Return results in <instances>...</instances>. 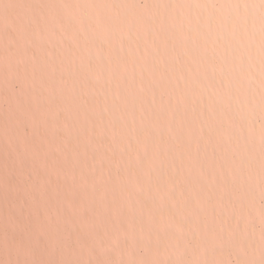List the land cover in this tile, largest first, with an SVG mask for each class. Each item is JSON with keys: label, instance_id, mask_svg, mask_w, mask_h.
<instances>
[{"label": "rangeland", "instance_id": "rangeland-1", "mask_svg": "<svg viewBox=\"0 0 264 264\" xmlns=\"http://www.w3.org/2000/svg\"><path fill=\"white\" fill-rule=\"evenodd\" d=\"M11 1L0 5V51H12L0 55V264H264V0ZM244 8L259 17L239 16L247 35L229 25ZM210 15L223 21L212 33Z\"/></svg>", "mask_w": 264, "mask_h": 264}, {"label": "bare ground", "instance_id": "bare-ground-1", "mask_svg": "<svg viewBox=\"0 0 264 264\" xmlns=\"http://www.w3.org/2000/svg\"><path fill=\"white\" fill-rule=\"evenodd\" d=\"M27 1H28V0H27ZM141 1H142V0H141ZM144 1H145V0H144ZM151 1H152V0H151ZM153 1H154V0H153ZM188 1H189V0H188ZM188 1H187V2H188ZM196 1H197V0H196ZM198 1H199V0H198ZM233 1H234V3L236 2V3L239 4V5H245L246 3H248V5H249V9H252V6H251L252 3H251L250 0H233ZM139 2H140V1H139ZM205 2H206V0H205ZM165 3H166V2H165ZM206 3H207V2H206ZM12 4H13V2H12L11 0H0V5H2L3 8H4L5 6H7V7H11ZM21 5H22V3H21ZM143 5H144V4H143ZM166 5H167V3H166ZM166 5H165V6H166ZM172 5H173V4H172ZM200 5H201V4H200ZM204 5H206V4H204ZM214 5H215V4H214ZM182 6H183V5H182ZM40 7H41V6H40ZM150 7H151V5H150ZM167 7H168V6H167ZM194 7L196 8V6H194ZM208 7H210V6H208ZM215 7H217V5H216ZM215 7H213V8H215ZM217 8H218V7H217ZM222 8H223V7H222ZM210 9H211V8H210ZM223 9H225V8H223ZM226 9H227V8H226ZM226 9H225V10H226ZM259 9H260V8H258V13H259L260 11H263L262 15H264V7H263V9H261V10H259ZM119 10H120V9H119ZM162 10H163V9H162ZM183 10H184V9H183ZM1 11H2V10H1ZM175 11H176V10H175ZM207 11H208V10H207ZM211 11H212V10H211ZM3 12H4V9H3ZM9 12H10V10H9ZM139 12H140V11H139ZM148 12H150V11H148ZM156 12H158V11H156ZM163 12H164V11H163ZM239 12L242 13V14H240ZM168 13H169V11H168ZM178 13H179V12H178ZM186 13H187V12H186ZM206 13H207V12H206ZM208 13L211 14V12H208ZM215 13H218V12H214V14H215ZM222 13H223V12H222ZM226 13H227V12H226ZM236 13H239V14H240V15H237V16H238V17H237L238 19L240 18L239 16H241V17L243 16L245 19H250V20L253 21V22H254V21H258V22H259V17H258L257 11H256V12H252V14L250 15V14H249V11H245V8H244V9H243V12H242V10H241V11H240V10H239V11L236 10ZM158 14H159V13H158ZM198 14H199V13H198ZM219 14H220V13H218V15H219ZM227 14H228V13H227ZM53 15H54V14H53ZM138 15H139V14H138ZM149 15H150V14H149ZM169 15H170V14H169ZM174 15H177V14H174ZM199 15H200V14H199ZM207 15H209V14H207ZM170 16H172V15H170ZM170 16H169V17H170ZM193 16H194V15H192V17H191L192 19L195 18V16H194V17H193ZM222 16H223V15H222ZM225 16H226V15H225ZM235 16H236V15H235ZM235 16H234V17H235ZM143 17H144V16H143ZM205 17H206V16H205ZM215 17H216V16H215ZM170 18H171V17H170ZM216 18H217V17H216ZM223 18H224V16L222 17V19H223ZM132 19H133V18H132ZM142 19H143V18H142ZM155 19H157V18H155ZM179 19H180V17H179ZM245 19H244V20H245ZM171 20H172V18H171ZM194 20H195V19H194ZM225 20H227L226 17H225ZM239 20H241V19H239ZM244 20L237 21L236 18H233V21H232L230 24H229V23H228V24H229V25H232V26H235V27H238L239 30H244L245 35H247V34H248V29H247L248 24H247V21H244ZM70 21H71V20H70ZM156 21H157V20H156ZM172 21H173V20H172ZM191 21H193V20H191ZM196 21H197V20H196ZM199 21H201V20H199ZM227 21L229 22V19H228ZM242 21H243V22H242ZM1 22H4V24L6 25V22H8V17H7L5 20H2V21L0 20V26H3V24H1ZM173 22H174V21H173ZM193 22H194V21H193ZM197 22H198V21H197ZM218 22H219V23H218ZM224 22H225V21H224ZM146 23H147V22H146ZM204 23H205V25L207 26V29L210 31L211 29L217 28L220 24H223V21H222L220 18H219V20H218V18H217V20H214V17L212 18V15H210V17H208V19H207V17L205 18V22H204ZM135 24H136V23H135ZM160 24H161V23H160ZM181 24H182V23H181ZM197 24H198V23H197ZM197 24H195V25H197ZM193 25H194V24H193ZM203 25H204V24H203ZM226 25H227V24H226ZM257 25H258V23H257ZM147 26H149V25H147ZM222 26H223V25H222ZM161 27H162V26H161ZM182 27H183V26H182ZM195 27H197V26H194L193 29H194ZM198 27H199V26H198ZM200 27H201V26H200ZM226 27H227V26H226ZM226 27H224V29H225L224 31H222V30H221V31H222V32H225V31H226V33H227L228 30H227ZM205 28H206V27H205ZM232 28H233V27H232ZM165 29H166V28H165ZM180 29H181V28H180ZM156 30H157V29H156ZM185 30H186V29H185ZM202 30H204V29L202 28ZM12 31H13V30H11V32H12ZM58 31H59V30H58ZM194 31H196V28H195ZM197 31H198V30H197ZM215 31H217V30H215ZM186 32H187V31H186ZM210 32H211V31H210ZM1 33H2V31H1ZM6 33L10 35L9 31H7V30H6ZM14 33H15V32H14ZM192 33H193V32H192ZM196 33H197V32H196ZM196 33H195V34H196ZM198 33H200V31H199ZM211 33H212V32H211ZM211 33H210V34H211ZM89 34H91V33H89ZM168 34H169V33H168ZM190 34H191V32H190ZM193 34H194V33H193ZM203 34H204V33H203ZM203 34H201V35H203ZM205 34H206V33H205ZM217 34H218V33H217ZM238 34H239L241 37H243L242 34H241V32L238 31ZM11 35H12V34H11ZM11 35H10V36H11ZM61 35H62V34H61ZM159 35H160V33H159ZM176 35H178V34H176ZM176 35H175V36H176ZM196 35H197V34H196ZM212 35H213V34H212ZM212 35H210V36H212ZM251 35H252V37H253V38H252L253 41L256 40V37L259 39V42H261V41L263 40V38L261 37V36H262L261 34L258 35V33H256V34L252 33ZM12 36H13V35H12ZM15 36H16V34H15ZM178 36H179V35H178ZM178 36H177V37H178ZM192 36H193V35H191V37H192ZM198 36H199V35H198ZM198 36H197V37H198ZM206 36H207V34H206ZM220 36H222V35H220ZM224 36H225V35H224ZM226 36H227V35H226ZM162 37H163V36H162ZM181 37H182V36H181ZM193 37H194V36H193ZM193 37H192V38H193ZM134 38H135V37H134ZM166 38H167V37H166ZM166 38H165V39H166ZM179 38H180V37H179ZM179 38H178V40H179ZM213 38H214V35H213ZM221 38H222V37H220V39H221ZM227 38H228V37H227ZM17 39H18V38H17ZM119 39H120V38H119ZM145 39H146V37H145ZM199 39H202V38H199ZM206 39H207V38H206ZM206 39H204V40H206ZM222 39H223V38H222ZM230 39H232V38H230ZM230 39H229V40H230ZM116 40H117V39H116ZM180 40H181V39H180ZM193 40H194V39H193ZM193 40H192V41H193ZM213 40H214V39H213ZM225 40H226V39H225ZM18 41H19V40H18ZM165 41L168 42V40H165ZM197 41H198V39H197ZM210 41H211V40H210ZM223 41H224V40H223ZM232 41H233V39H232ZM62 42H63V41H62ZM136 42H137V41H136ZM206 42H207V41H205V43H206ZM233 42H234V41H233ZM237 42L240 44V43H241L240 39H239ZM71 43H72V42H71ZM113 43H114V42H113ZM172 43H173V42H172ZM199 43H200V42H199ZM207 43H208V42H207ZM224 43H225V42H224ZM238 43L235 42V44H238ZM132 44H133V43H132ZM173 44H174V43H173ZM197 44H198V43H197ZM220 44H223V43H220ZM220 44H218V45H220ZM38 45H39V44H38ZM102 45H103V44H102ZM143 45H144V44H143ZM171 45H172V44H171ZM190 45H191V44H190ZM198 45H199V44H198ZM224 45H225V44H224ZM44 46H45V45H44ZM70 46H71V45H70ZM97 46H98V45H97ZM113 46H115V45H113ZM117 46H118V45H117ZM139 46H140V45H139ZM204 46H205V45H201V48H198V49L202 51V50H203L202 47H204ZM12 47H13V48H16L15 46H12ZM12 47H11V48H12ZM66 47H67V46H66ZM74 47H76V46H74ZM106 47H108V46H106ZM198 47H200V46H198ZM217 47H218V49L220 50L219 46H217ZM234 47H235V46H234ZM72 48H73V47H72ZM102 48H103V47H102ZM114 48H115V47H114ZM180 48H181V47H180ZM191 48H192V46L190 47V49H191ZM193 48H194V47H193ZM204 48H205V47H204ZM221 48H222V47H221ZM236 48H237V47H236ZM31 49L34 51V49H33L32 47H31ZM47 49H48V48H47ZM50 49H51V48H50ZM158 49H159V48H158ZM167 49H169V48H167ZM178 49H179V48H178ZM209 49H210V48H209ZM209 49H207V50H209ZM213 49H214V48H213ZM215 49H216V48H215ZM32 50H31V51H32ZM38 50H39V49H38ZM38 50H37V51H38ZM98 50H99V49H98ZM159 50H161V49H159ZM171 50H172V48H171ZM175 50H176V49H175ZM181 50H183V49H181ZM195 50H196V49H195ZM216 50H217V49H216ZM20 51H21V50H20ZM56 51H57V50H56ZM192 51H193V50H191L190 52H192ZM210 51H212V50H210ZM214 51H215V50H214ZM101 52H102V51H101ZM104 52H106V51H104ZM120 52H121V51H120ZM163 52H164V51H163ZM163 52H162V53H163ZM171 52H173V51H171ZM188 52H189V51H188ZM204 52H205V54H206L207 51H204ZM220 52H222V50H221ZM22 53H23V52H22ZM31 53H32V52H31ZM36 53H38V52H36ZM78 53H79V52H78ZM109 53H110V51H109ZM177 53H178V52H176V54H177ZM193 53H195V55H196V52H193ZM193 53H190V55L193 54ZM201 53H202V52H201ZM212 53H213V52H212ZM222 53H223V52H222ZM222 53H221V54H222ZM41 54H42V53H41ZM51 54H52V53H51ZM0 55H1V56H4V57H9V56H12V51H11V50H6V49H1V51H0ZM122 55H123V54H122ZM160 55H161V54H160ZM171 55H172V53H171ZM203 55H204V54H203ZM203 55H202V57L205 58ZM208 55H209V54H208ZM214 55L216 56V54H214ZM219 55H220V54H219ZM60 56H62V55H60ZM80 56H81V55H80ZM108 56H109V55H108ZM162 56H163V55H162ZM162 56H161V57H162ZM182 56H183V54H182ZM200 56H201V55H200ZM200 56H199V58H200ZM220 56H221V55H220ZM161 57H160V58H161ZM216 57H217L216 59L218 60L219 57H218V56H216ZM224 57H225V56H224ZM162 58H163V57H162ZM172 58H173V57H172ZM182 58H183V57H182ZM185 58H186V55H185ZM203 58H202V59H203ZM209 58H210V57H209ZM163 59H164V58H163ZM186 59H187V58H186ZM195 59L197 60V58H195ZM210 59H211V58H210ZM105 60H106V59H105ZM160 60H161V59H160ZM191 60H192V59H191ZM191 60H189V62H190ZM96 61H97V60H96ZM164 61H165V60H164ZM193 61H194V60H193ZM203 61H204V60H203ZM222 61H223V60H222ZM8 62H9V61H8ZM105 62H106V61H105ZM195 62H196V61H195ZM217 62H218V61H217ZM223 62H224V61H223ZM91 63H92V62H91ZM99 63H100V62H99ZM131 63H132V62H131ZM198 63H200V62H198ZM207 63H208V62H207ZM211 63H213V62H211ZM211 63H208V64L210 65ZM103 64L105 65V63H103ZM106 64H107V63H106ZM184 64H186L185 61H184ZM184 64H183V65H184ZM194 64H195V63H194ZM201 64H202V63H201ZM205 64H206V63H205ZM208 64H206V65H208ZM94 65H95V64H94ZM126 65H127V64H126ZM190 65H192V64L190 63ZM196 65H197V64H196ZM198 65H199V64H198ZM206 65H205V66H206ZM209 65H208V67H210ZM26 66H27V65H26ZM82 66H83V65H82ZM105 66H106V65H105ZM133 66H134V65H133ZM170 66H171V65H170ZM173 66H175V65H173ZM178 66H179V65H178ZM185 66H186V68H187V64H186ZM216 66H217V65H216ZM72 67H73V66H72ZM93 67H94V66H93ZM95 67H96V65H95ZM156 67H158V65L155 66V68H156ZM165 67H166V66H165ZM175 67H177V66H175ZM194 67H195V65H194ZM203 67H204V66H203ZM59 68H61V67H59ZM83 68L85 69V67H83ZM162 68H163V67H162ZM162 68H161V70H162ZM71 69H72V68H71ZM106 69H107V68H106ZM156 69H157V68H156ZM167 69H168V68H167ZM197 69H198V66H197ZM204 69H205V68H204ZM210 69H211V68H210ZM107 70H108V69H107ZM171 70H172V69H171ZM186 70H188V68H187ZM199 70H200V68H199ZM199 70H197L198 73H200ZM110 71H111V70H110ZM151 71H152V70H151ZM151 71H150V73H151ZM156 71H157V70H156ZM158 71H160V69H158ZM166 71H167V70H166ZM168 71H169V70H168ZM191 71H192V70H191ZM207 71H208V70H207ZM210 71H211V70H210ZM21 72H22V71H21ZM183 72H184V71H183ZM186 72H188V71H186ZM78 73H79V72H78ZM158 73H159V72H158ZM163 73H164V71H163ZM165 73H170V71H169V72H165ZM212 73H213V71H212ZM216 73H217V72H216ZM218 73H219V71H218ZM36 74H37V72H36ZM132 74H133V73H132ZM184 74H185V73H184ZM189 74H190V73H189ZM189 74H188V76H190ZM191 74H192V73H191ZM195 74H197V73H195ZM195 74H193V78L195 77V76H194ZM1 75H2V74H1ZM156 75H157V74H156ZM160 75H161V74H160ZM69 76H70V75H69ZM129 76H130V75H129ZM161 76H162V75H161ZM164 76H165V74H164ZM164 76H163L162 78H164ZM173 76H174V75H173ZM184 76H185V75H184ZM14 77H15V76H14ZM37 77H38V76H37ZM60 77H61V75H60ZM100 77H101V76H100ZM146 77H148V76H146ZM168 77L171 78L169 75H168ZM25 78H26V77H25ZM66 78H67V77H66ZM115 78H116V77H115ZM188 78H189V77H188ZM190 78H191V77H190ZM60 79H61V78H60ZM64 79H65V78H64ZM137 79H138V77H137ZM148 79H149V81H150V78H149V77H148ZM154 79H155V78H154ZM158 79H159V78H158ZM164 79H165V78H164ZM175 79H176V78H175ZM14 80H15V79H14ZM131 80H133V79H131ZM177 80H178V79H177ZM182 80H183V79H182ZM191 80H192V79H191ZM152 81H153V80H152ZM164 81H165V83H166V80H164ZM171 81H174V80L171 79ZM171 81H170V82H171ZM178 81H179V80H178ZM194 81H196V79H195ZM16 82H17V81H15V84H16ZM125 82H127V81L125 80ZM136 82H137V81H136ZM157 82H158V81H157ZM162 82H163V81H162ZM168 82H169V81H168ZM186 82H187V81H186ZM186 82H185V83H186ZM196 82H197V81H196ZM127 83H128V82H127ZM138 83H139V82H138ZM138 83H137V85H138ZM150 83H151V82H150ZM163 83H164V82H163ZM165 83H164V84H165ZM175 83H176V82H174L173 84L175 85ZM185 83H184V84H185ZM188 83H190V82H188ZM192 83H193V82H192ZM113 84H114V83H113ZM180 84H181V83H180ZM186 84H187V83H186ZM193 84H195V83H193ZM62 85H63V84H62ZM108 85H109V84H108ZM121 85H122V84H121ZM177 85H178V84H177ZM188 85H189V84H188ZM36 86H37V85H36ZM38 86H39V85H38ZM64 86H65V85H64ZM67 86H68V85H67ZM75 86H76V85H75ZM132 86H133V85H132ZM167 86H168V85H167ZM172 86H173V85H172ZM172 86H170V88H172ZM184 86H186V85H184ZM44 87H45V86H44ZM47 87H48V86H47ZM69 87H70V86H69ZM91 87H92V86H91ZM94 87H95V86H94ZM120 87H121V86H120ZM164 87H165V86H164ZM179 87H180V86H179ZM179 87H178V88H179ZM189 87H190V86H189ZM189 87H186V90H188L187 88H189ZM78 88H79V87H78ZM82 88H83V87H82ZM129 88H130V87H129ZM161 88H162V86H161ZM192 88H193V87H192ZM34 89H35V88H34ZM41 89H42V88H41ZM41 89H40V90H41ZM167 89L170 91V89H169L168 87H167ZM176 89H177V88H176ZM180 89H181V88H180ZM96 90H97V88H96ZM115 90H116V89H115ZM121 90H122V88H121ZM172 90H173V89H172ZM190 90H191V89H190ZM50 91H51V90H50ZM127 91H128V90H127ZM129 91H130V90H129ZM146 91H148V89H147ZM180 91H181V90H180ZM118 92H119V91H118ZM32 93H33V92H32ZM38 93H39V92H38ZM103 93H104V91H103ZM132 93H134V92H132ZM169 93H170V92H169ZM127 94H128V96H129V93H127ZM137 94H138V93H137ZM144 94H145V93H144ZM153 94H154V93H153ZM157 94H158V93H157ZM178 94H179V93H178ZM8 95H9V94H8ZM37 95H38V94H37ZM37 95H36V97H37ZM149 95H151V94H149ZM158 95H159V94H158ZM166 95H167V94H166ZM171 95H172V94H171ZM184 95H185V94H184ZM39 96H40V95H39ZM42 96H43V94H42ZM106 96H107V94H106ZM114 96H115V95H114ZM134 96H135V95H134ZM176 96H178V95H176ZM180 96H181V95H180ZM10 97H11V96H10ZM144 97H145V96H144ZM152 97H155V98H156V96H152ZM158 97H159V96H158ZM167 97H168V96H167ZM184 97H185V96H184ZM0 98H1V97H0ZM37 98H38V97H37ZM83 98H84V97H83ZM95 98H96V97H95ZM107 98H108V97H107ZM125 98H126V97H125ZM148 98H149V97H148ZM148 98H147V99H148ZM155 98H153V99H155ZM159 98H161V97H159ZM162 98H166V97H162ZM174 98H175V97H174ZM10 99H11V98H10ZM30 99H31V97H30ZM80 99H81V98H80ZM101 99H102V98H101ZM129 99H130V98H129ZM166 99H167V101H170L169 99H171V98H166ZM187 99H188V98H187ZM187 99H186V100H187ZM68 100H69V99H68ZM87 100H88V98H87ZM132 100H133V99H132ZM132 100H131V102H132ZM149 100H150V99H149ZM159 100H160V99H159ZM159 100H158V101H159ZM162 100H163V99H162ZM164 100H165V99H164ZM164 100H163V101H164ZM30 101H32V100H30ZM79 101H80V100H79ZM98 101H99V100H98ZM108 101H109V100H108ZM142 101H143V100H142ZM158 101H157V102H158ZM173 101H174V100H173ZM173 101L171 100L170 102H173ZM19 102H20V101H19ZM53 102H54V101H53ZM174 102H175V101H174ZM22 103H23V102H22ZM22 103L20 102V104H22ZM29 103H30V102H29ZM87 103H89V102L87 101ZM138 103H139V102H138ZM151 103H152V102H149V105H150ZM154 103H155V102H154ZM158 103H159V102H158ZM162 103H163V102H162ZM164 103H166V102H164ZM178 103H180V102H178ZM181 103H182V102H181ZM181 103H180V104H181ZM3 104H5V103H3ZM49 104H50V103H49ZM76 104H77V103H76ZM104 104H105V103H104ZM166 104H167V103H166ZM166 104H165V105H166ZM182 104H183V103H182ZM182 104H181V106H183ZM32 105H33V104H32ZM57 105H58V104H57ZM57 105H56V106H57ZM113 105H114V104H113ZM157 105H158V104H157ZM157 105H155V106H157ZM161 105H162V104H161ZM172 105H173V104L166 105V106L162 109V111H163L162 113H164L163 115H166V114H167V116H165V117H168L167 119H170V120H171V115H170L171 111H172V110H176V112H177V110H178V109H173V106H172ZM174 105H175V104H174ZM184 105H185V104H184ZM44 106H47V105H44ZM135 106H137V105H135ZM181 106H180V107H181ZM64 107H65V106H64ZM68 107H69V106H68ZM84 107H85V106H84ZM107 107H108V106H107ZM110 107H111V106H110ZM121 107H122V106H121ZM121 107H120V108H121ZM140 107H141V105H140ZM148 107H149V106H148ZM148 107H147V108H148ZM157 107H158V106H157ZM22 108H23V107H22ZM35 108H37V106H35ZM46 108H47V107H46ZM132 108H133V107H132ZM149 108L151 109V107H149ZM184 108H186V107L184 106ZM184 108H182V109H184ZM3 109H4V108H3ZM18 109H19V108H18ZM23 109H24V108H23ZM30 109H31V108H30ZM49 109H50V108H49ZM58 109H59V108H58ZM58 109H57V110H58ZM124 109H125V108H124ZM141 109H143V108H141ZM144 109H145V107H144ZM153 109H155V108H153ZM159 109H160V108H159ZM159 109H158V110H159ZM50 110H51V109H50ZM57 110H56V111H57ZM116 110H117V109H116ZM119 110H120V109H119ZM127 110H128V108H127ZM179 110H180V109H179ZM33 111H34V110H33ZM59 111H60V110H59ZM74 111H75V110H74ZM77 111H78V110H77ZM91 111H92V110H91ZM107 111H109V110H107ZM141 111H142V110H141ZM149 111H150V110H149ZM155 111H156V110H154L153 112H155ZM160 111H161V109H160ZM160 111H159V113H160ZM187 111H188V110H187ZM51 112H52V111H51ZM67 112H68V111H67ZM79 112H80V111H79ZM83 112H84V111H83ZM83 112H82V113H83ZM113 112H114V111H113ZM121 112H123V111H121ZM136 112H137V111H136ZM146 112H148V110H147ZM150 112H151V111H150ZM173 112H174V111H173ZM183 112H185V110H183ZM6 113H7V112H6ZM22 113H23V112H22ZM53 113H55V112H53ZM58 113H60V112H58ZM58 113H57V114H58ZM109 113H110V111H109ZM123 113H124V112H123ZM126 113H127V112H126ZM129 113H130V112H129ZM142 113H144V110L142 111ZM159 113H158V114H159ZM30 114H31V113H30ZM79 114H80V113H79ZM121 114H122V113H121ZM144 114H146V113H144ZM153 114H154V113H153ZM25 115H26V114H25ZM61 115H62V114H61ZM112 115L115 116L114 114H112ZM129 115H130V114H129ZM134 115H136V113L133 114V116H134ZM138 115H139V114H138ZM138 115H136V116H138ZM141 115H142V114H141ZM146 115L149 117L148 114H146ZM159 115H160V114H159ZM173 115H176V114L173 113ZM178 115H180V113H179ZM184 115H186V114L184 113ZM32 116H33V115H32ZM32 116H31V118H32ZM35 116H36V115H35ZM71 116H72V115H71ZM85 116H86V115H85ZM89 116H90V119H91V115H89ZM110 116H111V115H110ZM113 116H111V117H113ZM139 116H140V115H139ZM142 116H143V115H142ZM151 116H153V115H151ZM155 116H156V115H155ZM181 116H182V115H181ZM2 117H4V116H2ZM33 117H34V116H33ZM100 117H101V116H100ZM125 117H126V116H125ZM130 117H131V115L129 116V118H130ZM156 117H157V116H156ZM177 117H178V116H177ZM177 117H174V118H176V120H177ZM179 117H180V116H179ZM179 117H178V118H179ZM184 117H185V116H184ZM64 118H65V117H64ZM93 118H94V117H93ZM133 118H134V117H133ZM133 118H132V119H133ZM153 118H155V117H153ZM157 118H158V117H157ZM157 118H155L154 120L157 121ZM161 118H162V114H161ZM35 119H36V118H35ZM44 119H45V118H44ZM44 119H43V120H44ZM87 119H89V118H87ZM102 119H103V117H102ZM109 119H110V118H109ZM111 119L113 120V118H111ZM115 119H116V118H115ZM124 119H125V118H124ZM147 119H148V118H147ZM180 119H181V118H180ZM13 120H14V119H13ZM13 120H12V122H14ZM16 120H17V119H16ZM40 120H41V118H40ZM75 120H76V118H75ZM75 120H74V121H75ZM81 120H82V119H81ZM84 120H86V119H84ZM92 120H93V119H92ZM118 120H119V119H117V122H116V123H118ZM128 120H129V119H128ZM130 120H131V119H130ZM141 120H143V119H141ZM148 120H149V119H148ZM161 120H162V119H161ZM163 120L165 121V119H163ZM163 120H162V121H163ZM2 121H3V120H2ZM8 121H9V120H8ZM21 121H22V120H21ZM21 121H20V122H21ZM32 121H33V119H32ZM74 121H73V123H74ZM76 121H79V120H76ZM89 121H90V120H89ZM89 121H87V122H89ZM102 121H103V120H102ZM115 121H116V120H115ZM125 121H127V120H125ZM135 121H136V120H134V122H135ZM137 121H138V120H137ZM156 121H155V123H156ZM158 121H159V119H158ZM162 121H161V122H162ZM168 121H169V120H168ZM177 121H178V120H177ZM180 121H181V120H180ZM34 122H35V121H34ZM45 122H46V121H45ZM47 122H48V120H47ZM98 122H99V121H97L96 123H97V124L102 123V122H100V123H98ZM140 122H141V121H140ZM140 122H137V123H140ZM153 122H154V121H153ZM159 122H160V121H159ZM161 122H160V123H161ZM165 122H167V121H165ZM23 123H24V122H23ZM32 123H33V122H32ZM36 123H37V122H36ZM77 123H79V122H77ZM90 123H91V121H90ZM96 123L94 122V124H96ZM107 123H108V122H107ZM127 123H129V121H128ZM135 123H136V122H135ZM150 123H151V122H150ZM150 123L147 124V127L149 126ZM157 123H158V122H157ZM169 123H170V122H169ZM171 123H172V122H171ZM177 123H178V122H177ZM12 124H13V123H11V126H12ZM44 124H45V123H44ZM69 124H70V123H69ZM81 124H82V123H81ZM103 124H104V121H103ZM119 124H120V123H119ZM140 124H142V123H140ZM152 124H153V123H152ZM162 124H164V123H162ZM172 124H173V123H172ZM110 125H112V124H110ZM120 125H121V124H120ZM120 125H119V126H120ZM137 125H138V124H137ZM142 125H143V124H142ZM145 125H146V124H145ZM167 125L169 126L168 123H167ZM170 125H171V124H170ZM32 126H35V123H34ZM51 126H52V125H51ZM51 126H50V127H51ZM69 126H71V125H69ZM69 126H68V127H69ZM73 126H74V125H73ZM77 126H78V125H77ZM103 126L105 127L106 124L103 125ZM127 126H128V125H127ZM127 126H126V127H127ZM129 126H130V125H129ZM157 126H158V125H157ZM160 126H161V125H160ZM176 126H178V125L176 124ZM35 127H36V126H35ZM60 127H61V126H60ZM60 127H59V128H60ZM66 127H67V126H66ZM68 127H67V128H68ZM78 127H79V126H78ZM82 127H86V126L84 125V126H82ZM104 127H103V128H104ZM113 127H114V126H113ZM149 127H150V126H149ZM171 127H172V126H171ZM12 128H13V127H12ZM24 128H26V127H24ZM36 128H38V127H36ZM45 128H46V126H45ZM52 128H53V127H52ZM52 128H51V129H52ZM55 128L57 129V127H55ZM69 128H70V127H69ZM122 128H123V127H122ZM142 128H144V127H142ZM162 128H163V127H162ZM162 128H161V129H162ZM172 128H174V127H172ZM178 128H180V127H178ZM0 129H1V128H0ZM15 129H16V128H15ZM19 129H20V128H19ZM28 129H29V128H28ZM48 129H49V127H48ZM80 129L82 130L81 127H80ZM99 129H101V128H99ZM99 129H98V127H97L96 130L98 131ZM124 129H126V128H124ZM137 129H138V128H137ZM144 129H145V128H144ZM146 129H147V128H146ZM32 130H33V129H32ZM46 130H47V129H46ZM49 130H50V129H49ZM63 130H64V129H63ZM72 130H73V129H72ZM76 130H77V129H76ZM88 130H89L90 132H93L92 130H90V128L87 129V131H88ZM96 130H95V131H96ZM119 130H120V129H119ZM132 130H133V129H132ZM180 130H181V129H180ZM65 131H66V130H65ZM73 131H74V130H73ZM77 131H78V130H77ZM84 131H86V129H85ZM84 131H82V132L84 133ZM87 131H86V132H87ZM105 131H106V128H105ZM126 131H127V130H126ZM128 131H129V130H128ZM150 131H152V130H150ZM153 131H154V130H153ZM162 131H164V130L162 129ZM18 132H19V131H18ZM21 132H22V131H21ZM28 132H29V131H28ZM50 132H51V131H50ZM57 132H58V131H57ZM98 132H99V131H98ZM100 132H101V131H100ZM103 132H104V130H103ZM111 132H112V130H111ZM134 132H135V131H134ZM134 132H133V133H134ZM138 132H139V131H138ZM138 132H136V133H138ZM145 132H147V131H145ZM160 132H161V131H160ZM164 132H165V131H164ZM44 133H45V132H44ZM48 133H49V132H48ZM68 133H69V132H68ZM70 133H71V132H70ZM72 133H73V132H72ZM79 133H80V132H79ZM79 133H78V135H79ZM87 133L89 134V132H87ZM94 133H95V132H94ZM101 133H102V132H101ZM129 133H130V132H129ZM143 133H144V132H143ZM151 133H152V132H151ZM154 133H155V132H154ZM157 133H158V135L161 134V133L159 134L158 131H157ZM157 133H156V134H157ZM40 134H41V133H40ZM85 134H86V133H85ZM97 134H98V133H97ZM120 134H121V133H120ZM123 134H124V132H123ZM145 134H146V133H145ZM46 135H47V134H46ZM50 135H51V134H50ZM59 135H61V134L59 133ZM71 135H72V134H71ZM76 135H77V134H76ZM92 135H94V134H92ZM100 135L103 136V135H105V134H99V136H100ZM130 135H131V133H130ZM140 135H141V134H140ZM154 135H155V134H154ZM154 135H152V136L154 137ZM162 135H163V134H162ZM167 135H168V134H166V136H167ZM208 135H209V134H208ZM31 136H32V135H31ZM33 136H34V135H33ZM80 136H81V135H80ZM88 136L91 137V135H88ZM128 136H129V135H128ZM137 136H139V135L137 134ZM137 136H136V137H137ZM142 136H143V135H142ZM147 136H148V134H147ZM155 136H156V135H155ZM160 136H161V135H160ZM166 136H165V137H166ZM186 136H187V135H185V134H184V135H181V136L179 137V138H180V141H181V142H184ZM43 137H44V136H43ZM46 137H47V136H46ZM46 137H45V139H46ZM63 137H64V136H63ZM63 137H62V138H63ZM83 137H84V135H83ZM85 137H87V136L85 135ZM93 137H94V136H93ZM106 137H107V135H106ZM143 137H145V136H143ZM153 137H152V138H153ZM34 138H35V137H34ZM38 138H39V133H38ZM38 138H37V139H38ZM41 138H42V137H41ZM47 138H48V137H47ZM68 138H70V137H68ZM72 138H73V137H72ZM100 138H102V137H100ZM107 138H108V137H107ZM107 138H106V139H107ZM158 138H159V137H158ZM37 139H36V140H37ZM39 139H40V138H39ZM42 139L44 140V138H42ZM63 139L65 140V138H63ZM66 139H67V138H66ZM78 139H79V138H78ZM81 139H82V138H81ZM81 139H80V141H78L79 144H80V142L83 140V139H82V140H81ZM88 139H89V137H88ZM102 139H103V138H102ZM108 139H109V138H108ZM136 139H137V138H136ZM48 140H49V138H48ZM50 140H51V139H50ZM86 140H87V138H86ZM86 140L84 141L85 144H86V142H87ZM104 140H105V139H104ZM53 141H54V140H53ZM57 141H58V140H57ZM92 141H93V140H92ZM92 141H91V142H92ZM105 141H109V140H105ZM33 142L35 143V140H34ZM37 142H38V141H37ZM43 142H44L43 144L46 143L45 141H43ZM48 142H49V141H47V143H48ZM50 142H51V141H50ZM60 142H61V141H60ZM60 142H59L58 144H60ZM65 142H67V141L65 140ZM65 142H64V143H65ZM88 142L90 143V141H88ZM141 142H142V141H141ZM64 143H63V144H64ZM68 143H69V142H68ZM82 143H83V142H81V144H82ZM130 143H131V142H130ZM29 144H31V143H29ZM39 144H40V143H39ZM39 144H37V145L39 146ZM54 144H56V142H55ZM58 144H57V145H58ZM69 144H70V143H69ZM72 144H73V142H72ZM76 144H77V143H76ZM76 144H74V145H75V150L77 149ZM111 144H112V143H111ZM114 144H115V143H114ZM127 144H128V143H127ZM32 145H33V144H32ZM46 145H47V144H46ZM48 145H49V144H48ZM52 145H53V144H52ZM61 145H62V143H61ZM83 145H84V144H83ZM93 145H94V144H93ZM93 145H92V146H93ZM95 145H96V144H95ZM95 145H94V146H95ZM133 145H134V144H133ZM29 146H30V145H29ZM33 146H34V145H33ZM43 146H44V145H43ZM43 146H42V147H43ZM58 146H59V145H58ZM68 146H69V145H68ZM85 146H86V145H85ZM92 146H91V147H92ZM94 146H93V147H94ZM119 146H121V145H119ZM119 146H118V147H119ZM17 147H18V146H17ZM49 147H50V146H49ZM49 147H47V149H48ZM53 147H54V146H53ZM55 147H56V145H55ZM55 147H54V148H55ZM59 147H60V146H59ZM62 147H63V146H62ZM64 147H65V146H64ZM79 147H80V145H79ZM81 147H82V145H81ZM89 147H90V146H89ZM33 148H34V147H33ZM57 148H58V147H57ZM65 148H66V147H65ZM70 148H71V147H70ZM86 148H88V147H86ZM95 148H96V146H95ZM72 149H74V146H73ZM78 149H80V152H83V150H84V148H83L82 151H81V148H78ZM42 150H43V149H42ZM50 150H51V148H49V151H50ZM91 150H93V149L91 148ZM43 151H45V150H43ZM47 151H48V150H47ZM52 151H53V150H52ZM52 151L50 152L49 155H51ZM59 151H61V150L59 149ZM63 151H64V150H63ZM69 151H70V150H69ZM71 151H72V150H71ZM77 151H78V150H77ZM77 151H76V152H77ZM61 152H62V151H61ZM43 153H44V152H43ZM57 153H58V152H57ZM77 153H79V152H77ZM77 153H76V154H77ZM61 154L64 155L63 153H61ZM61 154L59 153V155H61ZM47 155H48V154H47ZM52 155H53V153H52ZM71 155H72V153H71ZM71 155H70V156H71ZM73 155H74V154H73ZM81 155L83 156V154H81ZM67 156H68V155H67ZM74 156H76V155H74ZM82 156H81V157H82ZM49 157H51V156H49ZM65 157H66V156H65ZM68 158H69V157H68ZM71 158H72V156H71ZM84 159H85V158H84ZM77 160H79V159L76 158V161H77ZM79 161H80V160H79ZM81 161H82V160H81ZM77 162H78V161H77ZM48 163H50V162L48 161ZM48 163H47V165H48ZM52 163H53V162H52ZM82 163H83V162H81V164H82ZM55 165H56V164H55ZM0 166H1V165H0ZM51 166H53V164H51ZM56 166H58V165H56ZM47 167L50 169L49 166H47ZM47 167H46V168H47ZM54 168H55V167H54ZM47 170H48V169H47ZM55 170H56V169H55ZM57 170H58V168H57ZM50 171H51V170H50ZM55 173H56V172H55ZM57 173H59V172L57 171ZM51 174H53V173H51ZM53 175L56 176V174H53ZM6 178H7V176H6ZM144 225H145V224H144ZM185 225H186V224H185ZM187 226H188V225H187ZM240 262H241V261H240ZM256 263H257V262H256ZM170 264H171V263H170ZM240 264H241V263H240Z\"/></svg>", "mask_w": 264, "mask_h": 264}, {"label": "clouds", "instance_id": "clouds-1", "mask_svg": "<svg viewBox=\"0 0 264 264\" xmlns=\"http://www.w3.org/2000/svg\"><path fill=\"white\" fill-rule=\"evenodd\" d=\"M19 241H20V244H22L24 247H27L31 243V238L27 235L22 234L19 237ZM6 244L9 248V250H13L17 245V241L15 238H9L6 241Z\"/></svg>", "mask_w": 264, "mask_h": 264}]
</instances>
